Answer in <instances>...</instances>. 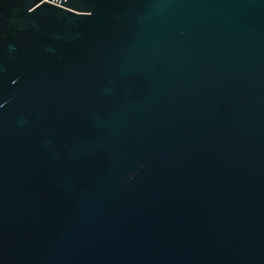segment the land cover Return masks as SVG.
I'll return each instance as SVG.
<instances>
[{"label":"water","instance_id":"water-1","mask_svg":"<svg viewBox=\"0 0 264 264\" xmlns=\"http://www.w3.org/2000/svg\"><path fill=\"white\" fill-rule=\"evenodd\" d=\"M0 264H264V0H0Z\"/></svg>","mask_w":264,"mask_h":264}]
</instances>
